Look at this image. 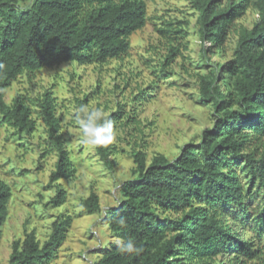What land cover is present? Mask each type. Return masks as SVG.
Masks as SVG:
<instances>
[{"label":"trees","instance_id":"obj_1","mask_svg":"<svg viewBox=\"0 0 264 264\" xmlns=\"http://www.w3.org/2000/svg\"><path fill=\"white\" fill-rule=\"evenodd\" d=\"M199 12L208 51L222 52L235 21L249 8L258 15L251 27L241 25L232 57L214 64L201 76V98L214 108L215 123L198 143H186L179 155L157 153L150 162L143 149L134 150V177L120 185L121 198L106 210L111 230L123 242L111 243L96 264H243L255 258L264 243V0H191ZM148 20L145 0H0V114L18 131L31 134L37 120L27 97L19 93L6 101L7 88L24 72L77 61L103 64L130 52L131 35ZM184 20L164 18L158 26L169 39L165 65L180 53L188 35ZM187 24V22H186ZM215 45L216 49H212ZM210 59V56L208 57ZM211 60V59H210ZM45 123L50 147L58 161L50 175L56 194L47 203L60 206L67 198L59 182L75 175L66 146L62 115L52 90L36 103ZM122 106L103 117L113 130ZM105 165L115 170L114 142L96 146ZM12 196L0 181V240ZM252 201H258L254 207ZM89 212L101 211L93 188L83 198ZM73 223L61 213L42 243L36 231L14 240L8 264H43L58 254ZM253 230L244 238L236 229ZM132 245L133 251H122ZM139 249V251H135ZM235 250L233 257L225 255Z\"/></svg>","mask_w":264,"mask_h":264},{"label":"rangeland","instance_id":"obj_2","mask_svg":"<svg viewBox=\"0 0 264 264\" xmlns=\"http://www.w3.org/2000/svg\"><path fill=\"white\" fill-rule=\"evenodd\" d=\"M148 20L131 37L130 52L103 64L82 65L77 61L44 67L35 73L24 72L7 88L6 101L24 94L33 107L37 127L31 134L18 131L0 114V181L12 190L8 216L2 226L0 264H8L14 240L35 230L43 243L58 215L69 212L73 223L58 254L43 264H96L111 243H122L105 219L106 210L121 198L120 185L134 177V150L143 149L148 162L157 153L175 158L186 143H198L204 131L215 123L214 108L200 95V79L219 62L228 61L235 50L238 29L251 27L258 12L249 8L238 18L224 43L222 52L208 51L203 41L199 12L191 0H145ZM164 18L184 20L188 35L182 38L180 53L165 65L169 39L158 31ZM212 45V49H216ZM210 56V59L208 58ZM52 90L62 115L66 146L76 167L75 175L59 182L66 189L64 204L47 203L56 194L50 175L58 161L50 147L37 98ZM99 110L102 115L122 106V117L114 132L115 170L109 169L97 154L96 146L85 142L77 121L78 110ZM99 196L102 209L89 212L83 198L92 189ZM255 207L258 201H252ZM244 238L254 231L235 224ZM258 256H242L243 264H264V243L255 240ZM230 249L225 255L233 257Z\"/></svg>","mask_w":264,"mask_h":264},{"label":"clouds","instance_id":"obj_3","mask_svg":"<svg viewBox=\"0 0 264 264\" xmlns=\"http://www.w3.org/2000/svg\"><path fill=\"white\" fill-rule=\"evenodd\" d=\"M77 121L82 129L85 142L92 146H104L110 144L115 139L113 132V123L103 117L99 110L89 111L86 107L78 110ZM133 251L131 243L122 246V251ZM139 251V249H135Z\"/></svg>","mask_w":264,"mask_h":264}]
</instances>
